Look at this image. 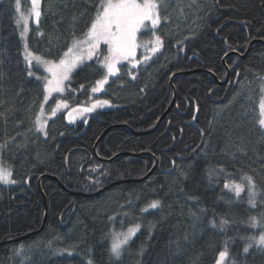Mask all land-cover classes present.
Returning a JSON list of instances; mask_svg holds the SVG:
<instances>
[{
    "label": "trees",
    "instance_id": "1",
    "mask_svg": "<svg viewBox=\"0 0 264 264\" xmlns=\"http://www.w3.org/2000/svg\"><path fill=\"white\" fill-rule=\"evenodd\" d=\"M23 3L27 8L29 1ZM160 3L168 17L156 31L160 52L134 69L122 62L119 76L96 94L91 88L102 73L95 58L87 61L93 67L78 68L64 95L48 105L64 99L73 108L102 99L115 107L74 123L61 111L43 137L34 128L41 83L27 76L14 0H0L1 160L16 180L0 184V264H214L225 242L239 264H264V249L243 253L244 237L264 231L251 225L252 218L264 225V131L257 117L246 116L264 89V0ZM92 8L93 0H42L44 36L32 26L30 49L55 59L73 33L87 30ZM100 54H107L103 44ZM143 55L138 49L136 58ZM227 69L228 83H217L214 76L225 81ZM171 80L176 97L166 114ZM243 174L256 181L255 207L223 189L232 179L241 183ZM154 200L160 208L141 212ZM45 213L42 230L20 239L40 230ZM212 219L228 224L213 228ZM136 224L140 230L114 259L111 233Z\"/></svg>",
    "mask_w": 264,
    "mask_h": 264
},
{
    "label": "snow or ice",
    "instance_id": "2",
    "mask_svg": "<svg viewBox=\"0 0 264 264\" xmlns=\"http://www.w3.org/2000/svg\"><path fill=\"white\" fill-rule=\"evenodd\" d=\"M14 11L17 13L15 24L22 30L19 32L23 43V60L27 66V76L34 78L41 83L43 92L42 103L34 120V128L37 132L42 133L45 137L48 135L47 125L48 120L55 117L61 109H68L69 104L64 99H57L55 106L50 109L48 114L45 113V105L54 93L63 94L66 91V85L72 79V74L80 67L81 71L85 67L92 68L93 65L87 64V61H93L96 69L102 73V78L95 81V86L91 88L93 94L100 93L108 84L110 77H118L120 73V65L122 62H127L131 68H137L142 62H147L156 53L163 48L162 38L156 34L157 29L163 21H167V16H161L160 0H93L94 16H92L87 30L80 37H76L73 33L69 44L65 45L66 50L57 53L55 59H46L45 56L37 55L33 52L27 42V34L29 32L30 22H34L37 34L41 37L44 33L40 31L39 25L42 16V0H30V8L26 11L21 9V0H14ZM75 19V17H73ZM151 34V41H138V36L141 33ZM106 46V55L100 54L101 45ZM143 49L144 55L142 60L137 59V50ZM47 54L51 55V47L47 49ZM2 63V61H0ZM42 66L47 73L44 76H38L32 70L33 65ZM131 75V73L129 72ZM2 78V73H0ZM133 80L135 75H131ZM83 89V85L80 86ZM68 91L75 93V90L68 87ZM108 100L96 99L90 106H78L72 108L68 113L69 122L74 123L76 115L83 116L86 113L95 111L97 108L108 106ZM4 114L0 113V117ZM87 121L85 120V123ZM259 127L264 130V101L260 103ZM4 145H0L3 148ZM240 150V149H238ZM216 171L226 173V169L219 168ZM211 175V174H210ZM230 175V174H227ZM13 172L10 167L0 162V184L10 185L15 184ZM241 183H237L235 179L225 182L223 189L229 193H234L236 198H239L245 190V183L248 188V203L255 207V197L257 195V184L252 175L243 174ZM190 200H197V197H189ZM161 207L159 200L152 201L149 205L141 209V212H148L149 209H158ZM201 213H205V209H199ZM195 219H200L195 213H192ZM113 221L114 217H110ZM213 228L219 227L221 230L225 228L228 221L221 219L219 225L215 219L209 221ZM252 227H262L258 224L255 218L251 221ZM140 230V225L136 224L127 229V232L111 233L112 241L109 248L110 255L119 260L129 244V241ZM187 239V237H185ZM249 243L243 247V253H249V249L255 244L258 248L264 249V231L258 238L250 237ZM23 251V248L17 250V254ZM143 249L141 250V254ZM88 264H92L89 260ZM214 264H236L234 258H230L227 242L217 254Z\"/></svg>",
    "mask_w": 264,
    "mask_h": 264
},
{
    "label": "rangeland",
    "instance_id": "3",
    "mask_svg": "<svg viewBox=\"0 0 264 264\" xmlns=\"http://www.w3.org/2000/svg\"><path fill=\"white\" fill-rule=\"evenodd\" d=\"M23 1L24 0H21V9H22V11H26L27 9H29L30 8V0H28L29 1V4H28V7L26 8V6L24 5V3H23ZM16 15H17V13H16ZM32 26H35V24H34V22H30V26H29V32H28V34H27V42H28V37H29V34H30V31H31V28H32ZM36 27V26H35ZM18 28H19V32L22 30L19 26H18ZM20 36V35H19ZM20 39H21V37H20ZM21 42H22V47H23V43H24V41L21 39ZM78 68H80V67H78ZM77 68V69H78ZM76 69V70H77ZM32 70L36 73V75H38V76H44V75H46L47 73L43 70V68H42V66H36L35 65V63H34V65H33V68H32ZM38 71H40V72H42L43 73V75L41 74V73H39ZM65 93V92H64ZM64 93L63 94H59V93H54L53 94V96H52V98L54 97V96H56V95H64ZM241 93V95L242 94H244V92L242 91L241 92V90L239 91V94ZM176 97V96H175ZM52 98L51 99H49V101H48V104L47 105H45V113L46 114H48L49 112H50V109L52 108V107H54L55 106V104L54 105H51V106H48L49 105V103H50V101L52 100ZM261 101H264V89H262V91H261V96H260V99H259V101L257 102L258 104H255V105H253V104H250L249 106H247V110H246V116H248V117H257L258 119H259V111H260V103H261ZM92 102H94V101H92ZM92 102H90L88 105L86 104V105H81V106H85V107H87V106H90V104L92 103ZM75 107H78V106H75ZM75 107H73V108H75ZM115 107V105L114 104H112L111 102H110V104L108 105V106H105L104 108H97L96 110H98V109H108V108H114ZM70 110L72 109V108H69ZM70 110H66V109H61V111H66L67 113L70 111ZM61 111H59V112H61ZM58 112V113H59ZM94 112V111H93ZM93 112H90V113H93ZM57 113V114H58ZM87 114H89V113H86V114H84V115H87ZM75 116H76V118H75V121L78 119V118H80V117H82V116H78V115H76V114H74ZM83 115V116H84ZM53 118V117H52ZM67 119H68V116H67ZM68 122H69V120H68ZM70 123H72V122H70ZM47 130V129H46ZM264 131V130H263ZM43 137H45L42 133H40ZM0 162H2V160H1V148H0ZM13 178V177H12ZM1 185H4V184H1ZM14 184H10V185H4V186H7V187H9V186H13ZM244 187H245V190H244V192H242L241 193V195L242 196H244L245 195V198H246V200H248V188H247V185H246V183H245V185H244ZM256 192H257V189H256ZM257 194H258V192H257ZM240 195V196H241ZM241 196V197H242ZM256 199H257V195H256V197H255V201H256ZM256 221L258 222V224H262L263 225V221H261L260 219H256ZM115 232H127V229L126 230H118V231H115ZM261 233V232H260ZM260 233H258V234H251V235H249L248 237H244L245 238V240H246V245L249 243V239L248 238H250V237H257L258 238V236H259V234ZM252 247H257L255 244H253V246ZM251 247V248H252ZM250 248V249H251ZM230 258H232L231 257V255H230ZM236 262V261H235ZM236 264H239L238 262H236Z\"/></svg>",
    "mask_w": 264,
    "mask_h": 264
},
{
    "label": "water",
    "instance_id": "4",
    "mask_svg": "<svg viewBox=\"0 0 264 264\" xmlns=\"http://www.w3.org/2000/svg\"><path fill=\"white\" fill-rule=\"evenodd\" d=\"M255 43V41H252L251 43H250V45H249V47H248V50H247V52H246V54H245V56L247 55V53L249 52V50H250V47L252 46V44H254ZM232 54H236L235 52H232V53H230V54H228L227 56H229V55H232ZM245 56H243V57H245ZM210 73V72H209ZM211 75H212V73H210ZM214 76V75H213ZM214 78H215V80L217 81V83H219V84H221V85H225V84H227L228 83V79H229V70L227 69V77H226V79H225V81H223V82H220V81H218V79L214 76ZM171 86H172V89H173V91H174V97H173V101H172V103H171V105H170V107L168 108V110L166 111V114L172 109V107H173V105H174V102H175V96H176V92H175V87H174V85H173V82H172V80H171ZM229 88H230V85L228 84V87H227V92H228V90H229ZM159 124V123H158ZM51 179H53L54 181H56V182H58V180L55 178V177H50ZM59 183V182H58ZM112 185H114V184H112ZM111 185V186H112ZM110 186H108L107 188H109ZM44 200H46L45 199V197H44ZM47 209V205H45V210ZM47 212V211H46ZM47 218V213H45V219ZM41 231V230H40ZM40 231H38V232H40ZM37 232V233H38ZM31 235H33V234H30V235H28V236H25V237H22V238H20V239H24V238H27V237H29V236H31ZM20 239H18V240H20ZM17 241V240H16Z\"/></svg>",
    "mask_w": 264,
    "mask_h": 264
},
{
    "label": "bare ground",
    "instance_id": "5",
    "mask_svg": "<svg viewBox=\"0 0 264 264\" xmlns=\"http://www.w3.org/2000/svg\"><path fill=\"white\" fill-rule=\"evenodd\" d=\"M44 205H47V201H46V200H44ZM45 220H46V219H45V216H44V220H43L44 222H43V225H42V227L40 228V230H42V228H43V226H44V223H45ZM40 230H38V231H40ZM38 231H37V232H38ZM37 232H33L32 234H33V235H36V234L39 233V232H38V233H37ZM33 235H31V236H33Z\"/></svg>",
    "mask_w": 264,
    "mask_h": 264
}]
</instances>
